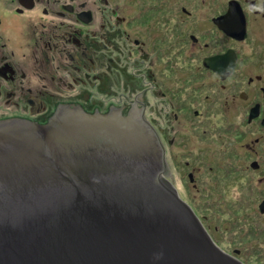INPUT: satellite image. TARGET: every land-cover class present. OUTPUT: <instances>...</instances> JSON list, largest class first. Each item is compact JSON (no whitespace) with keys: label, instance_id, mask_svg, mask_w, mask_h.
I'll return each mask as SVG.
<instances>
[{"label":"flooded vegetation","instance_id":"1","mask_svg":"<svg viewBox=\"0 0 264 264\" xmlns=\"http://www.w3.org/2000/svg\"><path fill=\"white\" fill-rule=\"evenodd\" d=\"M143 95L180 190L173 150L206 134L209 195L226 206L230 185L264 264V0H0V117L48 122L63 100L132 115Z\"/></svg>","mask_w":264,"mask_h":264},{"label":"water","instance_id":"2","mask_svg":"<svg viewBox=\"0 0 264 264\" xmlns=\"http://www.w3.org/2000/svg\"><path fill=\"white\" fill-rule=\"evenodd\" d=\"M0 264H246L172 181L145 95L132 115L0 117Z\"/></svg>","mask_w":264,"mask_h":264},{"label":"rangeland","instance_id":"3","mask_svg":"<svg viewBox=\"0 0 264 264\" xmlns=\"http://www.w3.org/2000/svg\"><path fill=\"white\" fill-rule=\"evenodd\" d=\"M191 134H194L195 137H192L193 143L190 147L179 144L178 147L173 150L176 154L175 158L177 159V163L179 164L177 165L179 177L177 181L179 187H182V191H180L187 198L190 197L195 199L197 204L194 202V208L197 210V216L202 217L208 232L216 234V242L222 243L225 251L238 249V251H240V256H236L242 257L246 264H258L254 254L258 252V249L261 247L254 244V237L246 239L247 230H244L242 225L238 228L232 223V220L236 217V213L230 207L234 198V192L230 189V185L227 184L225 186L226 194L224 201L226 202V206L218 208L217 201H215L212 195H209V187L216 189L217 184L214 180V176H211V174L216 173L215 168L209 170V163H205L206 160L203 161V154H200V151L206 146L204 143L206 134L203 133L202 135L200 130L194 131ZM201 136H203V140L201 139ZM178 140H180L179 137ZM211 149H217L214 142H212L211 147H209L208 156H210ZM188 160L192 162L190 167H187L184 164V162ZM193 167H198L200 170V177H198V180L196 181L198 190L193 188L191 182L186 176V171H189ZM221 173H223L222 170ZM196 176L197 175H195V177ZM216 192L219 193L218 191Z\"/></svg>","mask_w":264,"mask_h":264},{"label":"trees","instance_id":"4","mask_svg":"<svg viewBox=\"0 0 264 264\" xmlns=\"http://www.w3.org/2000/svg\"><path fill=\"white\" fill-rule=\"evenodd\" d=\"M259 257H256V259L258 260Z\"/></svg>","mask_w":264,"mask_h":264}]
</instances>
